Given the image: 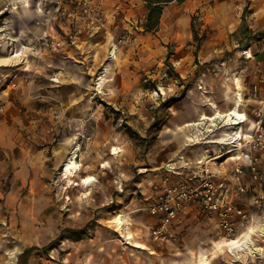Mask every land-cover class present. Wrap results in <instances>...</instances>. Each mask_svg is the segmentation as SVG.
<instances>
[{
    "label": "rangeland",
    "instance_id": "rangeland-1",
    "mask_svg": "<svg viewBox=\"0 0 264 264\" xmlns=\"http://www.w3.org/2000/svg\"><path fill=\"white\" fill-rule=\"evenodd\" d=\"M132 3L125 12L131 26L110 19L96 39L59 51L34 43L20 50L26 58L0 60V264L11 262L16 247L11 264L28 249L26 264H264V236L252 234L262 252L251 256L237 259L224 246L264 222V0L173 2L154 32L142 28L145 5ZM114 40L120 50L109 64ZM5 47L0 56L11 57ZM105 67L109 76L98 89ZM237 73L241 112L256 124L246 132L251 143L235 150L239 159L231 147L203 144L217 131L188 144L193 129L184 126L201 111L211 115L204 98L228 108ZM76 147V183L87 175L96 181L62 190L60 171ZM204 152L212 155L197 165ZM178 160L188 166L174 182L198 186L204 181L192 175L203 172L217 186L215 198L232 203L230 234L220 208L200 202L179 214L162 241L148 234L152 184ZM118 216L122 229L113 223Z\"/></svg>",
    "mask_w": 264,
    "mask_h": 264
},
{
    "label": "built area",
    "instance_id": "built-area-1",
    "mask_svg": "<svg viewBox=\"0 0 264 264\" xmlns=\"http://www.w3.org/2000/svg\"><path fill=\"white\" fill-rule=\"evenodd\" d=\"M101 3L102 0H55L52 10L47 8L45 0H22L20 5L24 8L32 7L38 14H51L53 16L52 18L60 25V30L54 31V27H49L51 31L53 30V34L39 37L35 43L41 47L59 51L64 46L74 44V40L90 34L97 24H101L105 20ZM5 11L9 12L10 9ZM0 34V40L5 42L9 54L12 56L26 46L14 36L13 30L6 29ZM118 45L119 42L116 40L111 42L107 56L108 62L116 58ZM175 175H178L175 163L166 164L161 173L160 181L151 187L152 200L147 210L151 217L158 220L157 227L152 231L153 236L160 240L165 239L169 226L178 219L179 214L187 206L199 202L204 204L205 208H213L215 211L220 208L218 212L220 226L230 234L233 231L230 218L235 210L232 203L227 200L226 195L222 198H215L217 186L210 179L212 176L204 177L203 172L193 174L191 179L199 182L204 181L195 186L186 181L174 182L173 176Z\"/></svg>",
    "mask_w": 264,
    "mask_h": 264
},
{
    "label": "bare ground",
    "instance_id": "bare-ground-1",
    "mask_svg": "<svg viewBox=\"0 0 264 264\" xmlns=\"http://www.w3.org/2000/svg\"><path fill=\"white\" fill-rule=\"evenodd\" d=\"M3 30H0V32ZM1 36V34H0ZM18 38V37H17ZM2 39V38H1ZM25 48V47H22ZM21 48V50H22ZM26 49V48H25ZM248 53V52H247ZM246 53V54H247ZM109 55V51H108ZM26 58L23 53H15V55L11 57H3L0 56V60H9V62L15 61L17 58L19 59ZM250 55L246 57L249 59ZM109 76V67H105L100 77L97 80L98 89L102 87L104 84V80H106ZM230 82L232 87H234V94L231 101V104L226 109H219L218 105L214 102L210 101L207 98H204V102L208 103V107L211 111V115H207L205 112H200L198 121L193 123H188L184 127H190L193 129V133L186 137V141L190 145H199L203 141V137H205L208 133L218 132L217 137H213L210 140L203 142V144H219L223 146H228L229 148H233L231 156L239 159V152L235 151L237 148L241 147L242 144H248L252 141V135L246 133L251 128H253L256 124L249 120V118L241 112V107L243 105L242 94L240 92V79L238 77V73L234 74L230 77ZM228 92V91H227ZM229 96V95H228ZM215 136V135H214ZM208 138V137H207ZM205 139V138H204ZM216 149V148H215ZM226 149V148H225ZM228 149V148H227ZM235 151V152H234ZM79 147L73 149L68 158L65 160V163L62 166L60 171V178L62 181H65L67 184L62 190H68L72 186H80L85 188L86 190L95 184V178L91 175H87L85 177H81L76 183V177L78 176L81 165L77 162ZM119 150L117 148H112L111 155H118ZM216 153V152H214ZM230 154V153H229ZM209 155H212L210 152H204L199 158L197 165L203 164ZM234 157H229V160L234 159ZM108 163H103L101 168L107 167ZM88 197V193H85L82 197L83 199ZM71 198L67 195L65 198L66 202H69ZM113 223L116 224L118 229H122V219L120 216L115 217ZM122 233V232H121ZM252 234L254 236L262 237L264 236V222L259 223L257 225H252L248 228V230L242 234L240 237L236 239L227 240L224 243V246L227 247L228 251L233 254L237 259L240 258L242 254L251 256L255 252H259L261 248H255L252 243ZM130 234H128L127 238H130ZM234 242V243H233ZM19 252V248L16 247L13 251L10 252L9 258L11 262H14L16 254ZM194 264H207L204 259H201L199 262Z\"/></svg>",
    "mask_w": 264,
    "mask_h": 264
},
{
    "label": "crops",
    "instance_id": "crops-1",
    "mask_svg": "<svg viewBox=\"0 0 264 264\" xmlns=\"http://www.w3.org/2000/svg\"><path fill=\"white\" fill-rule=\"evenodd\" d=\"M54 1L55 0H45L47 8L49 10H52ZM133 1L134 2L139 1L140 3L145 5V3L141 0H133ZM21 2L22 0H0V16L2 15L1 20H3L2 22L0 21V26H2V23H4V25L7 23V26L0 27V30H6V29L13 30L15 33L14 36L18 37L22 44H25L26 46H30L32 44V46L35 49L34 43L37 38L45 36L47 34H53L52 33L53 30L52 31L50 30L51 26L54 27V31L55 30L59 31L60 25L52 18L53 16H51V14L48 15L38 14L36 10L32 7L31 8L22 7L20 5ZM133 6L134 4L132 3V0H102L101 8L105 14V20L101 24H97V26L91 31L90 34L84 35L81 38L96 39L100 36H103L106 33L105 24L110 19H112V21L115 23L123 22V24H125L126 22L128 23L127 26H131L132 21L125 14V12H128ZM9 7H10V11L7 13L5 10L9 9ZM115 37H119V36H115ZM4 46H6V44L0 40V50ZM40 49L48 50V48L46 47H41ZM119 50L120 49L118 48L117 54L119 53ZM0 52L6 53L3 50ZM117 54H116V58H117ZM111 62L112 61L108 63L110 64ZM186 162H183L184 164H181V161L178 160L177 163H175L176 170L181 169L177 171L178 177L182 175V171H183L182 167L188 166V163ZM178 163L180 164L178 165ZM189 175L190 174H187L186 177H188ZM155 182H158V180H155ZM150 197H152V194L150 195ZM194 205L195 204H192L187 207H192ZM174 223L169 226V231L172 230ZM157 224H158V220L151 217L149 221V225H147L148 226L147 229L149 232L148 234L152 237V239L156 242H160L162 240L155 238L152 233V231L157 227ZM166 236H170V232H168ZM8 264H11V262H8Z\"/></svg>",
    "mask_w": 264,
    "mask_h": 264
},
{
    "label": "trees",
    "instance_id": "trees-1",
    "mask_svg": "<svg viewBox=\"0 0 264 264\" xmlns=\"http://www.w3.org/2000/svg\"><path fill=\"white\" fill-rule=\"evenodd\" d=\"M145 3L146 15L144 19V23L142 28L145 32H154L157 30L159 21L163 12V8L170 3L180 2L182 0H141ZM170 101V100H169ZM129 135L135 139L141 140L139 135L135 132L133 133L130 129H128ZM33 249L25 250L19 256V264H26L27 258L32 253Z\"/></svg>",
    "mask_w": 264,
    "mask_h": 264
},
{
    "label": "snow or ice",
    "instance_id": "snow-or-ice-1",
    "mask_svg": "<svg viewBox=\"0 0 264 264\" xmlns=\"http://www.w3.org/2000/svg\"><path fill=\"white\" fill-rule=\"evenodd\" d=\"M234 243V242H233Z\"/></svg>",
    "mask_w": 264,
    "mask_h": 264
}]
</instances>
